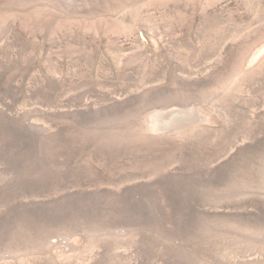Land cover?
<instances>
[{
  "label": "rangeland",
  "instance_id": "obj_1",
  "mask_svg": "<svg viewBox=\"0 0 264 264\" xmlns=\"http://www.w3.org/2000/svg\"><path fill=\"white\" fill-rule=\"evenodd\" d=\"M0 264H264V0H0Z\"/></svg>",
  "mask_w": 264,
  "mask_h": 264
}]
</instances>
